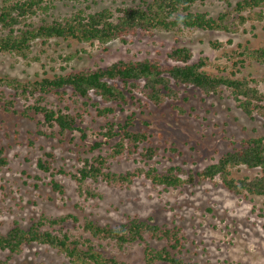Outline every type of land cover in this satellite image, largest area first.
<instances>
[{"label": "trees", "instance_id": "obj_1", "mask_svg": "<svg viewBox=\"0 0 264 264\" xmlns=\"http://www.w3.org/2000/svg\"><path fill=\"white\" fill-rule=\"evenodd\" d=\"M206 1L224 2L230 8L217 16L194 9L196 4ZM60 2L72 3L75 8L65 15L55 16L51 11ZM93 2L97 1L3 0L0 4V53L29 58L38 43L46 44L53 38L106 45L116 39L125 42L128 37L139 34L152 36L156 31L179 33L201 29L230 33L238 31V27L249 20L264 19V0H238L235 4L231 0H140L116 8L91 10ZM238 49L235 54L239 58L233 61L235 69L229 75L209 72L205 68L207 58L193 62L190 48L175 46L167 52L166 61L157 57L119 59L107 66L65 69L53 77L33 81L0 77V82L14 85L27 101L34 96L36 101L23 106L24 117L34 119L42 135L59 137L62 142L70 133L82 130L84 114L89 107L95 109L98 116L109 117L116 113L117 107L140 105L143 98L155 105L178 100L182 87H194L207 95L220 96L227 90L246 115L264 116V92L259 89L257 79L238 75L248 63L264 65V44L259 47L238 44ZM49 94L59 96L66 105L49 104ZM14 104L13 100H5L3 106L6 111L17 112ZM134 125L132 115L124 122L109 120L101 125L95 130L94 144L83 152L98 150V153L81 157L75 172L56 170L52 152L45 153L46 159L39 157L38 166L51 176L71 175L79 191L93 197L100 193L91 189L89 183L104 182L115 188L130 189L141 178L165 191L209 181L237 197L264 196V135L243 139L240 147L235 146L202 169H185L177 164L160 169L156 160L160 149L153 144V135L134 130ZM6 153L0 139V168L9 164ZM126 158L136 162L133 169L115 171L112 168L114 162ZM243 167L259 168L260 172L253 176L236 175ZM50 183L64 193L62 184L54 179ZM78 221L74 214L50 216L43 213L28 228L15 225L6 232L0 230V252L7 254L6 259L0 258V264H11L13 256L21 255L33 245L55 249L71 264H135L116 251L128 252L136 245L142 248L140 264H201L187 255L189 239L181 226L159 224L152 216H130L116 225L85 218L80 231L79 226H70L71 222Z\"/></svg>", "mask_w": 264, "mask_h": 264}, {"label": "rangeland", "instance_id": "obj_2", "mask_svg": "<svg viewBox=\"0 0 264 264\" xmlns=\"http://www.w3.org/2000/svg\"><path fill=\"white\" fill-rule=\"evenodd\" d=\"M96 1L91 4V10L116 8L140 0ZM236 1L231 0L232 4ZM228 7L224 2L206 1L196 4L194 9L217 16ZM74 8L72 3L60 2L51 12L59 17ZM238 44L262 46L264 19L249 20L239 26L238 31L230 33L201 29L179 33L156 31L152 36L139 34L128 37L125 42L116 39L106 45L53 38L46 44L38 43L29 58L0 53V77L26 82L53 77L71 69L107 66L119 59L157 57L166 61L167 52L175 46L190 48L193 62L207 58L205 68L209 72L229 75L235 69L233 61L239 58L235 54L239 51ZM238 75L257 79L259 89L264 92L263 64L248 63ZM5 100H13L17 112L6 111ZM28 101L14 85L0 82V139L7 149L9 161L7 166L0 168L1 231L6 232L15 225L28 228L43 213L50 216L74 214L79 221L71 222L70 226H79L80 231L85 218L116 225L130 216H152L159 224L181 226L189 239L187 255L201 264H264V196L237 197L209 181L165 191L141 178L130 189L115 188L104 182L89 183L91 189L100 193L93 197L85 191L80 192L71 175L51 176L38 166L39 157L46 159L45 153L52 152L56 170L75 172L81 157L98 153V150L83 153L94 144L95 130L109 120L124 122L132 115L134 130L153 135V144L160 149L156 158L160 169L175 164L185 169H202L235 146L240 147L243 139L264 135V116L246 115L229 97L227 90L220 96L207 95L194 87H182L178 100L155 105L143 98L140 105L117 107L116 113L109 117H100L89 107L84 114L82 130L70 133L63 142L59 137L42 135L38 123L24 117L23 106L36 98L31 96ZM47 101L54 106L66 105V101L57 95H47ZM172 147L177 150H171ZM135 166L133 158H126L114 162L112 168L126 171ZM259 172V168L243 167L236 175L253 176ZM53 179L64 186V193L50 183ZM116 252L135 264L142 261L139 245L128 252ZM0 258L6 259L7 254L0 252ZM11 264L71 263L55 249L33 245L21 255L13 256Z\"/></svg>", "mask_w": 264, "mask_h": 264}]
</instances>
